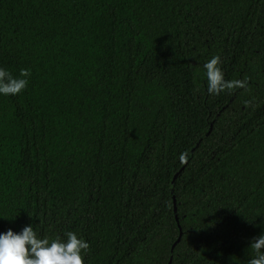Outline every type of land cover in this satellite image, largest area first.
Listing matches in <instances>:
<instances>
[{"label":"trees","instance_id":"obj_1","mask_svg":"<svg viewBox=\"0 0 264 264\" xmlns=\"http://www.w3.org/2000/svg\"><path fill=\"white\" fill-rule=\"evenodd\" d=\"M214 55L246 88L207 93ZM0 67L30 70L0 96V232H75L83 264H247L264 0H0Z\"/></svg>","mask_w":264,"mask_h":264},{"label":"clouds","instance_id":"obj_2","mask_svg":"<svg viewBox=\"0 0 264 264\" xmlns=\"http://www.w3.org/2000/svg\"><path fill=\"white\" fill-rule=\"evenodd\" d=\"M202 70L209 95L246 88L244 80H225L218 55L204 62ZM29 76L30 70L26 68L13 76L0 67V96L19 94L27 87ZM179 160L183 162L185 154L181 153ZM88 249V242L72 231L52 239L39 236L32 224L25 225L19 232L11 228L0 232V264H83L82 257ZM248 249L252 255L247 264H264V231L250 241Z\"/></svg>","mask_w":264,"mask_h":264},{"label":"flooded vegetation","instance_id":"obj_3","mask_svg":"<svg viewBox=\"0 0 264 264\" xmlns=\"http://www.w3.org/2000/svg\"><path fill=\"white\" fill-rule=\"evenodd\" d=\"M181 238H182V233L179 235L177 241L180 242L181 241ZM180 239V240H179Z\"/></svg>","mask_w":264,"mask_h":264},{"label":"water","instance_id":"obj_4","mask_svg":"<svg viewBox=\"0 0 264 264\" xmlns=\"http://www.w3.org/2000/svg\"><path fill=\"white\" fill-rule=\"evenodd\" d=\"M176 177V176H175ZM175 177H174V179H175ZM176 211V210H175ZM180 240V239H179Z\"/></svg>","mask_w":264,"mask_h":264}]
</instances>
